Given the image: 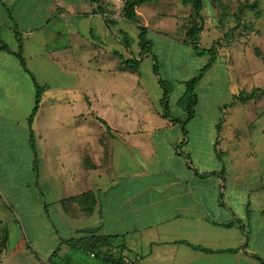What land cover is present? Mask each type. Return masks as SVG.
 Returning a JSON list of instances; mask_svg holds the SVG:
<instances>
[{
    "label": "crops",
    "instance_id": "1",
    "mask_svg": "<svg viewBox=\"0 0 264 264\" xmlns=\"http://www.w3.org/2000/svg\"><path fill=\"white\" fill-rule=\"evenodd\" d=\"M161 2L175 13L183 6ZM116 21L108 27L90 0H0V42L11 51L20 45L25 59L24 68L0 50V227L13 228L0 264H263L256 257L264 258L263 185L256 189L263 194L261 220L254 223L249 200L240 218L219 199L225 181L217 171L193 170L175 147L179 141L157 137L172 121L157 125L155 110L139 116L137 108L106 102L149 87L160 103L163 95L152 76L118 67L119 31H131L128 21ZM112 65L122 74H105ZM35 83L45 91L29 124ZM204 181L212 185L204 188ZM12 205L23 212L27 231ZM106 236L97 242L100 251L90 247Z\"/></svg>",
    "mask_w": 264,
    "mask_h": 264
},
{
    "label": "rangeland",
    "instance_id": "2",
    "mask_svg": "<svg viewBox=\"0 0 264 264\" xmlns=\"http://www.w3.org/2000/svg\"><path fill=\"white\" fill-rule=\"evenodd\" d=\"M106 1L122 5L119 1ZM219 1L222 4L221 9H211L206 5L204 10L206 26L204 33L199 36L200 48L213 45L217 58L204 72L195 88L197 102L190 119L186 120L188 115L185 109L186 100L182 99L185 83L198 73L210 56L198 54L192 46L181 40L184 33L181 25L185 24L189 15V8L186 5L180 7V13H175L173 6L164 5L162 2L144 4L140 7L141 11L138 9V13L140 11L141 14L142 12L145 14L148 22V38L152 41V52L158 64L156 76L152 71L153 61L148 57L139 64L140 74L146 78L152 76L154 81L159 78L163 80V86L159 85L158 88L161 92L165 88L171 92L164 105L161 106L156 96L158 91H153L150 87L149 90L139 89L134 92L133 98L119 94L114 98H106V102L113 103L119 110L120 106L125 110L130 106L137 108L139 116L142 112L155 110L161 113L159 117L152 116V122L157 125L163 121L162 113L167 105L168 119H179L181 122L174 121L172 128L156 131L157 137L179 141L175 147L181 149V158H185L187 165H191L193 170L197 168L199 171L201 169L217 171L216 175L223 177L225 181L223 185L225 191L219 195L220 201H223L224 205L231 204L239 217L244 219L249 200V209L256 224L261 220L260 208L263 203V194L257 193L256 189L262 185L264 188V145L261 143L264 142L262 134L264 95L256 94L254 98L244 101V104L238 96L259 86L264 88V0ZM253 1H257V7L244 8L239 22L236 15L242 10V4H253ZM178 14L180 15L176 17ZM114 18L119 20L120 17L116 15ZM140 18L144 23L143 17ZM238 22L241 26L242 24L247 26L250 32L244 33L247 28L238 29ZM128 24H130L128 31L137 30L135 24L130 22ZM131 32L127 34L136 40L137 37ZM111 42V37H107L108 46ZM131 49H134L132 53L136 55L138 49L135 42L131 44ZM113 53V56H117L118 67L123 66L124 64H119V59L122 61L123 58H127L128 50L123 46V50ZM108 69L111 71L105 74H122L115 71L114 65ZM243 81L248 83L243 84ZM139 85L140 88L143 87L142 83ZM132 118L136 122L135 115ZM91 119L98 121L99 117L96 120L95 116L91 115ZM218 123L221 126L220 133L217 131ZM215 138H218L216 151L213 147ZM211 185L212 183L208 181L202 184L204 188ZM260 190L262 191L261 188ZM12 207L10 213L20 226L24 225L25 217L20 207L15 205ZM26 212L30 216L35 214L34 210ZM5 229L6 235L12 234L11 226H6ZM21 229L27 231L29 228L24 225Z\"/></svg>",
    "mask_w": 264,
    "mask_h": 264
},
{
    "label": "trees",
    "instance_id": "3",
    "mask_svg": "<svg viewBox=\"0 0 264 264\" xmlns=\"http://www.w3.org/2000/svg\"><path fill=\"white\" fill-rule=\"evenodd\" d=\"M92 4H95V10L98 13H101L104 15L105 21L107 23L108 27L114 26L117 21L114 18L116 15H118L120 18L124 19L125 21L131 22L136 25L138 29V47H139V53L138 55H133L131 51V43L133 39L131 36L126 34L123 31H119L120 35V42L123 44V46L128 50L129 55L128 58H123L122 63L124 64V67L130 69L133 72H138L139 64L140 62L145 58L149 57L151 61H153L152 64V71L157 76L158 75V64L156 60V56L152 52V41L148 38V27L141 23V18L138 13V8L144 4L149 3H155L158 4L162 0H122L121 6H116L115 4H110L106 0H90ZM182 5H186L189 8V15L188 18L185 20V24L182 26L181 29L184 31L182 41L184 43H188L192 48L198 53V54H208L209 60L207 63L198 71V73L191 78L190 80L186 81L185 83V93L182 99L186 100L185 109L188 113L187 119H190L193 116V107L197 102V96L195 94V88L199 81L202 79L204 72L210 68V66L214 63L215 59L217 58L216 48L212 45L207 48H200L199 44V36L204 31L206 23H205V17L202 15V11L204 10L205 6L207 5L211 9H219L222 7V4L219 0H179ZM256 8L257 7V1H253V4L244 3L241 6V11L236 15L237 20L241 21V14L243 13L244 8ZM221 9V8H220ZM223 14V12H222ZM219 15V14H217ZM237 25V28H247L244 24L242 26L239 24ZM247 28L244 33H249L250 29ZM0 50L6 51L8 53L13 54L21 63V65L25 68V59L22 55L20 45L18 47L17 51H11L9 47L3 43L0 42ZM263 66H264V58H263ZM158 84L163 86V80L161 78L157 79ZM45 91V86H41L38 83H35V95H34V103L33 107L30 113V116L28 118V123L31 124L34 116L37 114L40 106H41V97L43 92ZM170 90L168 88H165L163 91V95L161 98V106L164 105L165 101L168 99L170 95ZM258 94L259 96L264 95V88H253L249 92L246 93H240L238 98L241 102H244L246 100H249L251 98H254L255 95ZM163 116L169 118L167 113V105L165 106V109L163 111ZM223 117L221 118V120ZM170 121L174 122H181L179 119H169ZM219 120V123L220 121ZM185 123V121H183ZM217 124V131L220 133L221 126L220 124ZM184 134H186V131H184ZM85 196H89V194H86ZM84 207L87 211V214H90L93 211L94 207V200L91 198V201L89 204L84 203ZM111 237L106 236L102 238H94V240L90 247L95 248L96 250L100 251V243L102 240H105L106 242L109 241ZM6 244V230L2 226L0 227V252L5 247ZM196 248L201 249L205 252H212L211 250H208L203 247L196 246ZM93 251H90V253ZM94 253V252H93ZM257 259L261 260L264 264V258H260L256 256Z\"/></svg>",
    "mask_w": 264,
    "mask_h": 264
},
{
    "label": "built area",
    "instance_id": "4",
    "mask_svg": "<svg viewBox=\"0 0 264 264\" xmlns=\"http://www.w3.org/2000/svg\"><path fill=\"white\" fill-rule=\"evenodd\" d=\"M117 1L121 2L122 0H117ZM90 256L94 257L95 256V253L91 252L90 253Z\"/></svg>",
    "mask_w": 264,
    "mask_h": 264
}]
</instances>
